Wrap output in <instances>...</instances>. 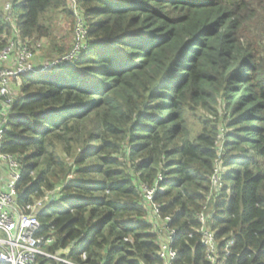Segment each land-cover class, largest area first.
<instances>
[{"label": "trees", "instance_id": "1", "mask_svg": "<svg viewBox=\"0 0 264 264\" xmlns=\"http://www.w3.org/2000/svg\"><path fill=\"white\" fill-rule=\"evenodd\" d=\"M70 4L0 0V52L18 35L71 57L10 83L2 127L1 152L21 161L19 205L54 196L38 215L46 253L162 264L141 191L161 177L154 203L171 217L172 264H208L204 207L218 257L232 243L224 264H264V0ZM48 14L84 28L78 50L55 44Z\"/></svg>", "mask_w": 264, "mask_h": 264}, {"label": "built area", "instance_id": "2", "mask_svg": "<svg viewBox=\"0 0 264 264\" xmlns=\"http://www.w3.org/2000/svg\"><path fill=\"white\" fill-rule=\"evenodd\" d=\"M70 3L72 8L75 9L76 0H70ZM83 31L76 35L78 39L84 37L85 32L83 33ZM16 44L15 47L13 42H10L0 52V64L4 65V68L0 71V264H40L38 259L41 257L56 260L64 264H71L59 257L61 253L67 254L69 248L59 251L55 255H50L46 253L45 248L53 244L52 237L38 235L41 228L38 215L46 212V207L53 201L54 196H50L49 193L30 204L19 205L18 199L20 193L18 192L17 185L21 180L20 161L17 160L18 157L15 155L3 154L1 152L2 127L14 102V93L10 87V83L12 81L18 82L19 76H35L47 70L35 72L30 66L32 61L30 64L23 59H21V63L16 70H9V67L6 66V60L16 49L23 46L17 43V40ZM24 49L25 46L20 49V52ZM65 60L67 61L68 57ZM221 168L217 169V173L222 172ZM219 179L220 176L217 175L214 181L219 182ZM161 181L162 178L159 177V181L157 182ZM157 182L153 186L142 185V198L148 209L147 222L151 225L152 233L156 235L158 258L162 264H172L176 258V251L170 247V244L172 243L175 231L169 228L171 217H161L159 214L160 207L154 203ZM205 211L206 208L204 207L197 218L201 225L198 233L200 243L205 250V260L208 264H224L232 243L229 242L223 254L218 257V242L215 238V232L205 226ZM124 241L127 242L128 240L124 239ZM82 259H85L84 255Z\"/></svg>", "mask_w": 264, "mask_h": 264}, {"label": "rangeland", "instance_id": "3", "mask_svg": "<svg viewBox=\"0 0 264 264\" xmlns=\"http://www.w3.org/2000/svg\"><path fill=\"white\" fill-rule=\"evenodd\" d=\"M73 6H74V3H73ZM10 8L11 7L8 4H6V6L4 7L6 11H9ZM48 15H49L48 17H51L52 19V23H51L52 38L55 44L58 47L71 50L70 53L74 50H78L80 39H78L76 35L78 33L80 34L84 30V28L76 27V23H75V26L72 27L73 28V31H72V28L70 27L71 26L70 23L66 21L64 18L53 17L54 14H48ZM80 18H79V22H77V26L79 24H82ZM84 32L85 31H83V33ZM17 38H18L17 43H20V45H23V46H21L19 49H16V51L10 54L8 59L6 60V66L9 67L8 68L9 70H16L21 63V59H23L29 62L30 64L32 61V64L30 66L35 72L47 69L45 72H41L40 74H38V75H41L42 73L51 72L57 67L59 63H62L65 60L60 54H58L59 52L55 51L54 54L50 56H48L45 53L46 49L48 48V42H47L48 40L46 39H42L33 44H29L28 41L23 42L20 36L18 35H17ZM24 46H25V49L20 52V49L23 48ZM25 55L28 57H26ZM70 60H71V57H68V60L66 62ZM17 83L18 82L16 81L15 84ZM218 111H219V116H221L220 109H218ZM17 160L20 161L19 158H17ZM221 169L223 173L228 172V169L226 168H221ZM72 178H73L72 176L69 177V179H72ZM54 207L58 210H63L64 204L60 202H56L54 203Z\"/></svg>", "mask_w": 264, "mask_h": 264}, {"label": "water", "instance_id": "4", "mask_svg": "<svg viewBox=\"0 0 264 264\" xmlns=\"http://www.w3.org/2000/svg\"><path fill=\"white\" fill-rule=\"evenodd\" d=\"M52 202V201H51Z\"/></svg>", "mask_w": 264, "mask_h": 264}]
</instances>
